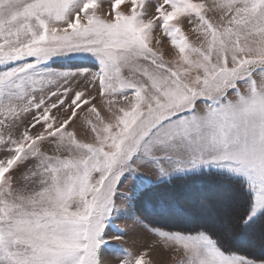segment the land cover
Instances as JSON below:
<instances>
[{
  "label": "rangeland",
  "instance_id": "obj_1",
  "mask_svg": "<svg viewBox=\"0 0 264 264\" xmlns=\"http://www.w3.org/2000/svg\"><path fill=\"white\" fill-rule=\"evenodd\" d=\"M263 212L264 0H0V264H264Z\"/></svg>",
  "mask_w": 264,
  "mask_h": 264
},
{
  "label": "trees",
  "instance_id": "obj_2",
  "mask_svg": "<svg viewBox=\"0 0 264 264\" xmlns=\"http://www.w3.org/2000/svg\"><path fill=\"white\" fill-rule=\"evenodd\" d=\"M207 178H210V180H207ZM193 182L194 184H197L198 186L202 187V185L204 183L210 182V184L208 183L209 187H214V186H223V187H234L237 189L238 192H240L241 195H243V199L245 200V218H246V214H248L249 210H250V206H251V198L250 195L248 193V190L245 188L244 183L241 182L238 179H234L231 177H226L224 175H221L219 173L216 172H208L205 174H192L190 176H188V178H184V177H178L173 179L172 182L167 183V185L164 186V190L166 191H170L173 190V186H175V183H181V184H187ZM213 183V184H212ZM221 183H223L224 185H222ZM212 185V186H211ZM207 186V185H206ZM212 187V188H213ZM222 187V188H223ZM162 199H158L155 198L153 201H144V212L146 213L148 218H153L156 219L155 221H157V225L161 228H164L166 230H175V231H180L183 233H189V232H196V231H201L203 230V227L198 226L199 223L196 222H190L189 221V217H188V213L189 212V208L186 209V203H182L181 204L178 203V201L172 202L170 203L168 206H165V209H161V207H157V204L159 202H161ZM163 203V202H162ZM238 207V206H237ZM234 207L232 211H235V215L237 213V215H239L240 213L243 212V209L241 207L237 208ZM238 209V210H237ZM264 214V212H263ZM263 214L260 215L259 220L260 221L263 217ZM176 215L180 218L181 222L179 224L176 223H168L167 218ZM255 222V223H258ZM220 235V234H219ZM223 250H221L223 253L225 254H239V255H245V252L242 250H233L232 248H227V247H220Z\"/></svg>",
  "mask_w": 264,
  "mask_h": 264
},
{
  "label": "bare ground",
  "instance_id": "obj_3",
  "mask_svg": "<svg viewBox=\"0 0 264 264\" xmlns=\"http://www.w3.org/2000/svg\"><path fill=\"white\" fill-rule=\"evenodd\" d=\"M237 207V206H236ZM237 208H239V207H237ZM240 209V208H239ZM238 210V209H237ZM235 212V211H234ZM241 214V213H240ZM236 215H237V213H236ZM102 261L104 262V263H106V264H110V261H108L105 257H103L102 258Z\"/></svg>",
  "mask_w": 264,
  "mask_h": 264
}]
</instances>
